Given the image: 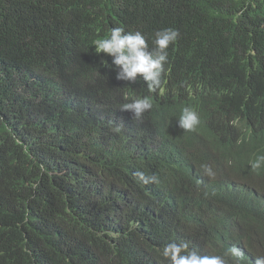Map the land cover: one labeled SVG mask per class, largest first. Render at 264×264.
Listing matches in <instances>:
<instances>
[{"label": "trees", "instance_id": "16d2710c", "mask_svg": "<svg viewBox=\"0 0 264 264\" xmlns=\"http://www.w3.org/2000/svg\"><path fill=\"white\" fill-rule=\"evenodd\" d=\"M113 27L150 48L156 30L179 31L164 74L180 77L163 86L211 91L195 130L178 127L180 106L153 104L142 121L120 110L139 78L117 80L96 53ZM205 120L221 122L226 143ZM258 155L264 0H0V264H168L163 246L181 240L209 255L235 245L255 264Z\"/></svg>", "mask_w": 264, "mask_h": 264}, {"label": "clouds", "instance_id": "9594fccd", "mask_svg": "<svg viewBox=\"0 0 264 264\" xmlns=\"http://www.w3.org/2000/svg\"><path fill=\"white\" fill-rule=\"evenodd\" d=\"M179 36V31L173 28L156 30L151 38L153 47L150 48L148 38L141 31L126 32L123 27H113L106 38L95 40L94 46L96 53H104L112 57L117 80L136 82L139 78V88L132 90L136 93V97L131 98V102L121 105V111L129 116L131 113L130 117L135 121H142L145 112L151 110L153 104L158 105L159 111H167L170 114L173 112L175 114V110L180 106L182 110L177 118L178 127L183 131H193L200 124L204 113L202 106L199 107L198 100L206 93L211 95L212 93L208 89L205 92L176 90L169 87L167 91L165 90L163 86L165 80L170 84L180 77L177 72H172V75L171 72L164 74L165 65L168 63V52L171 51L169 46L174 45ZM169 75L173 77L172 80ZM145 90L149 96L144 95ZM203 123L220 135L221 139L225 140L223 143H226L228 134L221 122L205 120ZM120 130V126L113 128L117 133ZM250 165L254 171L264 168V155H258ZM201 167L206 176L209 178L214 176L210 165L205 164ZM135 175L145 184L159 183L155 174L145 175L143 171H138ZM259 189V187L255 188V190ZM161 255L168 264H241L244 260V252L235 245L230 246L223 255H209L190 248L189 242L184 240L165 244ZM255 264H264V255L257 256Z\"/></svg>", "mask_w": 264, "mask_h": 264}]
</instances>
